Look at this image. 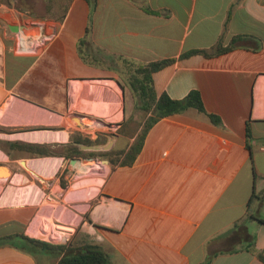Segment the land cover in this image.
<instances>
[{"label":"crops","instance_id":"1","mask_svg":"<svg viewBox=\"0 0 264 264\" xmlns=\"http://www.w3.org/2000/svg\"><path fill=\"white\" fill-rule=\"evenodd\" d=\"M19 34L41 45L20 51ZM219 46L234 49L181 59ZM166 59L176 62L153 75L158 96L180 100L198 90L222 124L195 109L160 119L133 165L114 166L84 204L72 206L67 191L81 178L82 157L99 152L85 146L117 136L114 149L130 139L86 135V120L114 115L120 92L127 113L124 77ZM1 154V167L17 164L20 193L14 203L0 198V239L44 241L45 215L76 225L70 244L98 245L112 264H264L251 251L264 252V0H48L45 15L0 0ZM49 162L59 164L56 172ZM49 201L63 211L51 214ZM60 259L0 246V264Z\"/></svg>","mask_w":264,"mask_h":264},{"label":"trees","instance_id":"2","mask_svg":"<svg viewBox=\"0 0 264 264\" xmlns=\"http://www.w3.org/2000/svg\"><path fill=\"white\" fill-rule=\"evenodd\" d=\"M89 34L90 29L88 28L86 38ZM233 49V46L226 48L219 46L214 52L208 53L206 51H194L190 54L184 55L181 59L188 58L193 54H203L206 57L211 58L228 53ZM82 56L85 59L83 54ZM175 62V59H166L140 65L134 68V74L131 75L129 83L130 89L135 98H137L138 108L146 112L147 116L151 113V116L148 117V123L143 131L140 132L138 127V129L133 133L126 132L127 135L131 136V138H135V141L128 151L122 152V157L124 158V161L121 163L122 165L131 166L135 163L143 149L149 130L155 123L164 117L174 114H182L189 109H195L199 113L205 115L214 125L220 126L222 124V120L219 116L211 114L206 110L202 95L198 90L191 91L184 99L180 100L172 99L166 94L158 96L154 86L153 75ZM126 133L124 134L126 135ZM30 148V146L25 147V149L28 150H30ZM248 148L250 147L248 146ZM258 221L261 224H264L263 219H259ZM4 245H12L18 249L32 253L37 251L54 253L61 257L58 264H112L108 253L100 246L94 244H85L82 246H75L73 244L53 245L44 241L31 239L25 235H12L0 239V246ZM251 251L253 253H257L258 258L264 262V252H258L254 245ZM211 260L212 258H209L204 264H209Z\"/></svg>","mask_w":264,"mask_h":264},{"label":"rangeland","instance_id":"3","mask_svg":"<svg viewBox=\"0 0 264 264\" xmlns=\"http://www.w3.org/2000/svg\"><path fill=\"white\" fill-rule=\"evenodd\" d=\"M48 0H17V7L18 8H26L28 11L31 12V10H34L35 14L45 15L46 14V6H47ZM131 75L124 77L125 86H128V111L126 113V109L124 108L123 101L121 99V92H120V100H119V109L118 111L110 116V114H103V117L97 119H92L91 121L86 120V123L88 125H91V128H83V132L86 135H90L93 137L98 136L99 133L102 132H109L110 134L113 133H120L124 134L126 132L133 133L135 132L138 127L139 131H143L146 124L148 123V116L147 113L140 110L138 108V101L136 100L133 92L130 89L129 83H130ZM127 81V82H126ZM104 112L107 111V109H104ZM114 110V109H113ZM114 121V124L112 127H108V123L111 121ZM119 128H117V125ZM121 124L123 127H121ZM77 123L75 121H72V127L76 128ZM125 129V130H124ZM124 130V131H123ZM124 136H127L128 138L132 139L130 135L124 134ZM130 139L126 140L124 144H120V148H114L109 151H99L95 153H91L88 157H82L84 162L82 161L81 166L82 168H79V174L81 176L80 179L76 181L77 185L75 186L73 183L72 187L68 189V198L74 201L72 204L75 205L77 208L79 205L84 204L79 201L84 199V197L87 195L88 197L92 196L96 189H98L103 181L105 179V176L108 174V172L116 165L121 164L124 161V158L122 157V152L127 151L129 145H130ZM135 139V138H133ZM1 161H6V158L1 154L0 155ZM12 160V159H11ZM108 161V163H104V161ZM55 163V164H54ZM52 165L53 172H56L59 164L54 162ZM12 166V170L10 169L11 175L10 177L6 178V172L4 169H0V179H4L0 182V198L3 196L5 197L4 200L6 202L14 203L17 201V197L20 193V187L15 186V177L13 176V171L16 170V163L10 162L9 163ZM19 165V164H18ZM20 166V165H19ZM27 167L32 171L31 169V163L30 161H27ZM24 175H26L29 178V175L31 172L23 167ZM27 177H24V180L28 179ZM19 180V177H17ZM8 180V182H7ZM20 181V180H19ZM29 192V191H28ZM66 192V193H67ZM28 196H30L28 194ZM46 205H49L52 209L51 214L63 211L64 208L61 207L60 204L55 203L53 201H49L46 203ZM70 215L72 218L76 219L74 209L72 207L69 208ZM73 223V221H71ZM39 226L40 229L43 231L42 235L40 236L42 239L47 238L46 233L47 232H56L57 230H66L71 231L72 236L70 237V241L66 244L65 242H62L59 238L57 239H49V241L44 240V242L53 244V245H68L72 243L74 239V235L77 232V226L76 225H64L60 222H57L55 219L47 216H42L39 218ZM43 241V240H42Z\"/></svg>","mask_w":264,"mask_h":264},{"label":"built area","instance_id":"4","mask_svg":"<svg viewBox=\"0 0 264 264\" xmlns=\"http://www.w3.org/2000/svg\"><path fill=\"white\" fill-rule=\"evenodd\" d=\"M39 45H41V42L39 40H36L35 37L27 34H19L18 47L20 51L28 52L32 49H36V47ZM44 232L47 234V238H45L46 241H49L48 238L52 240L59 238L60 240H62V242H65L66 244L70 241V237L72 236V232L66 230H57L56 232L52 231L51 233L47 231Z\"/></svg>","mask_w":264,"mask_h":264},{"label":"water","instance_id":"5","mask_svg":"<svg viewBox=\"0 0 264 264\" xmlns=\"http://www.w3.org/2000/svg\"><path fill=\"white\" fill-rule=\"evenodd\" d=\"M13 30L16 31V32H19L20 28H15ZM73 119H75V121L77 123L82 125L80 116H74ZM116 137L117 136H115V138H110L107 143L98 144V145H94V146H85V148L88 149V150H93V151H109V150H111L113 148V146H114V144L116 142ZM78 162H79V160H77V159H72L71 160V163L74 164V165L78 164ZM104 163H108V161L105 160ZM0 169H4L5 170V172H6L5 177L6 178L10 177L11 172H10V170L8 168H4V167L0 166Z\"/></svg>","mask_w":264,"mask_h":264},{"label":"bare ground","instance_id":"6","mask_svg":"<svg viewBox=\"0 0 264 264\" xmlns=\"http://www.w3.org/2000/svg\"><path fill=\"white\" fill-rule=\"evenodd\" d=\"M106 100H107V99H106ZM96 101H97V100H96ZM103 101H104V100H102V102H101V101H100V102L103 103ZM105 104H106V103H105ZM113 107H114V110H116L117 107H119V104H116V105H114ZM60 136H61V135H60ZM61 139H62V136H61ZM62 140H66V138H65V139H62ZM33 162H34V161H33ZM30 163H31V162H30ZM46 163H47V162H45V164H46ZM49 163L52 164V162H49ZM42 164H43V163H42ZM36 168H37V167H36ZM36 168H35V169H36ZM80 168H82V166H81ZM31 169H32V163H31ZM36 170H37V169H36ZM46 235H47V234H46Z\"/></svg>","mask_w":264,"mask_h":264},{"label":"flooded vegetation","instance_id":"7","mask_svg":"<svg viewBox=\"0 0 264 264\" xmlns=\"http://www.w3.org/2000/svg\"><path fill=\"white\" fill-rule=\"evenodd\" d=\"M123 125L121 124V127H122ZM120 134V133H119ZM107 140V139H106Z\"/></svg>","mask_w":264,"mask_h":264}]
</instances>
